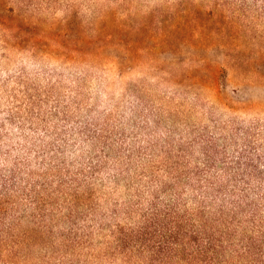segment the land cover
Returning <instances> with one entry per match:
<instances>
[{
    "label": "rangeland",
    "instance_id": "obj_1",
    "mask_svg": "<svg viewBox=\"0 0 264 264\" xmlns=\"http://www.w3.org/2000/svg\"><path fill=\"white\" fill-rule=\"evenodd\" d=\"M252 128L264 0H0V264H188L207 157L264 228V181L229 165ZM238 218L228 264H264Z\"/></svg>",
    "mask_w": 264,
    "mask_h": 264
},
{
    "label": "trees",
    "instance_id": "obj_2",
    "mask_svg": "<svg viewBox=\"0 0 264 264\" xmlns=\"http://www.w3.org/2000/svg\"><path fill=\"white\" fill-rule=\"evenodd\" d=\"M250 131L252 132L251 141L246 145V149L238 152L239 156L236 157L235 161L229 162V165L236 172L243 165H248L254 174L249 177L244 175L241 179L253 180L257 185L262 186L264 172L260 171L259 164L263 161V157L260 155L261 149L259 151L256 150L255 144L260 143L262 137H264V133L257 128H252ZM246 154H249L251 157L246 159ZM247 160L249 161L247 162ZM225 162L227 161H223V163ZM203 167L204 170H198L196 176L202 186L205 184L201 188L205 190L208 199L210 198L213 211L212 213H207V218L204 211L196 214L200 215L202 219L200 221H196L195 219L193 225H190L188 229L190 236L187 237L188 242L186 241V243L181 237L180 231L182 229L179 227V237L175 243V245L179 244L176 251L179 261L184 262L187 260L188 264H228L229 256L242 257L239 249L233 244V239L238 233V227L242 226L238 218L239 215L246 216L253 230H259L260 234L259 241L254 238H244V243H249L245 247L246 253L252 252L253 243L255 242L261 243L260 251L263 252L264 228L260 226L263 223L258 219L257 205L250 200V195L237 188V185L240 184L237 178L239 174L236 173L232 177L229 176L227 183L222 180V176L211 175L209 178L204 179L208 175V172L217 170V162L211 157H207V161ZM229 169L230 167H226L225 175H228ZM228 183H232L231 185L235 188L228 189ZM226 205H230L232 208L227 211ZM247 209L248 212H246Z\"/></svg>",
    "mask_w": 264,
    "mask_h": 264
}]
</instances>
